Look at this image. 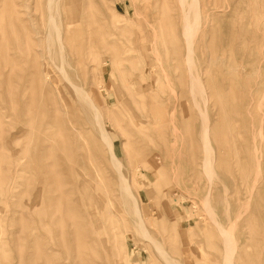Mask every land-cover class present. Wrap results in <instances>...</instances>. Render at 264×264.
Instances as JSON below:
<instances>
[{
    "label": "rangeland",
    "instance_id": "374dc122",
    "mask_svg": "<svg viewBox=\"0 0 264 264\" xmlns=\"http://www.w3.org/2000/svg\"><path fill=\"white\" fill-rule=\"evenodd\" d=\"M186 1L0 0V264H264V0Z\"/></svg>",
    "mask_w": 264,
    "mask_h": 264
},
{
    "label": "bare ground",
    "instance_id": "6f19581e",
    "mask_svg": "<svg viewBox=\"0 0 264 264\" xmlns=\"http://www.w3.org/2000/svg\"><path fill=\"white\" fill-rule=\"evenodd\" d=\"M181 2H182V5L184 6V5H187L188 3H187V1L186 0H181ZM197 2H199V0H193V2H192V4L190 5V8H192V10L195 8L196 10H198V3ZM180 9H181V7H180ZM182 11V10H181ZM189 15V14H188ZM196 15V14H195ZM55 21V20H54ZM186 23H189V21H190V18L188 17V16H186ZM195 21V20H194ZM53 23V22H52ZM196 23V22H195ZM52 25V24H51ZM199 25V24H198ZM185 27V26H184ZM52 28V27H51ZM189 33H190V35H193L195 32H196V29H197V25L196 24H194V22H193V24H189ZM51 31H53V30H51ZM59 31V30H58ZM61 37V36H60ZM187 37V36H186ZM197 38V37H196ZM58 42V41H57ZM190 43V42H189ZM190 56V55H189ZM191 61V60H190ZM190 75V74H189ZM193 77V76H192ZM191 77V78H192ZM193 81H195L194 80V78H193ZM193 83V82H192ZM197 84H198V82H196ZM198 93V92H197ZM201 93V92H200ZM88 94V93H87ZM204 100V99H203ZM92 103V102H91ZM198 105V104H197ZM96 113V112H95ZM203 113V112H202ZM204 114V113H203ZM202 114V115H203ZM96 115V114H95ZM208 120V119H207ZM208 122V121H207ZM209 128V127H208ZM210 131V130H209ZM207 132V131H206ZM204 133H205V130H204ZM207 136V135H206ZM209 136V135H208ZM108 138V137H107ZM106 140V139H105ZM203 140V139H202ZM209 142V141H208ZM210 147V146H209ZM210 151H212V150H210ZM210 151H209V154H210ZM212 155H213V152L211 153ZM211 154H210V156H211ZM207 155V154H206ZM113 158V157H112ZM211 159V158H210ZM207 160V159H206ZM257 160V159H256ZM115 163V162H114ZM120 164V163H119ZM258 165H260V164H257V166ZM210 170V169H209ZM258 174V173H257ZM256 175V174H255ZM257 176V175H256ZM255 176V177H256ZM257 180H258V178H257ZM254 183H255V181H254ZM124 185V184H123ZM254 188V187H253ZM251 194H252V192H251ZM204 207V206H203ZM204 209V208H203ZM140 215V214H139ZM216 217V216H215ZM233 224V223H232ZM232 229V228H231ZM230 232V231H229ZM233 234V233H232ZM231 239V238H230ZM227 244H228V247H231V242H230V240L228 239V242H227ZM233 246V245H232ZM229 249H232V248H229ZM234 250V249H233ZM234 252V251H233ZM233 252H232V254H233ZM236 254V253H235ZM164 256V255H163ZM231 261V260H230Z\"/></svg>",
    "mask_w": 264,
    "mask_h": 264
}]
</instances>
